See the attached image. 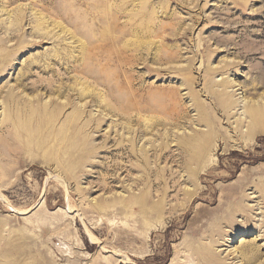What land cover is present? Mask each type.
<instances>
[{
    "label": "rangeland",
    "instance_id": "rangeland-1",
    "mask_svg": "<svg viewBox=\"0 0 264 264\" xmlns=\"http://www.w3.org/2000/svg\"><path fill=\"white\" fill-rule=\"evenodd\" d=\"M260 97L264 0H0V264H261Z\"/></svg>",
    "mask_w": 264,
    "mask_h": 264
},
{
    "label": "bare ground",
    "instance_id": "bare-ground-1",
    "mask_svg": "<svg viewBox=\"0 0 264 264\" xmlns=\"http://www.w3.org/2000/svg\"><path fill=\"white\" fill-rule=\"evenodd\" d=\"M243 93L246 95V93H249V91L244 90V91H242V94ZM209 94L213 95L217 99L221 98V100H220V105H221L220 112L228 120L230 117V111L234 110L236 107H238V104H239L238 100H236V99L233 100L231 98V96L228 95V93L226 92V87L223 88L222 92L212 91ZM241 101H245V98H243V100H241ZM244 104L245 105L242 108L243 109V111H242L243 117L239 116V118L236 120V128H235V130L241 129V127L245 126L247 123V126H246L247 130L246 131L249 134L248 141L244 142L240 146H237V148H241V149L251 146V142H253V137L255 135V132H252V133L250 132V131H252L251 127H253L254 124L264 120V98L263 97H260L259 99H257V101H249V102H245ZM54 112H55V110H54ZM212 138L213 137L210 136V134H207V135L200 134L199 135L198 133H195L190 138H186L185 141L182 142L183 146L185 147L182 150V156L184 155V157L187 158V156L192 155V156H190V158H193V159L197 158L201 162H204L206 159V155L210 151L214 150V148H212V145H211ZM223 140L226 142L227 138H224ZM254 140H255V138H254ZM216 147H217V145L215 146V148ZM229 149H231V148H229ZM224 150H226V148H224ZM212 162H214V160H212ZM261 196H262L261 197L262 200L264 201V194H262ZM251 210H252V208H249L248 206L244 207V208H240V211H241L240 213L242 214V216L245 217V221H246L244 225H246L247 228L252 227L248 218H247L248 216L246 215ZM236 213H238V212L236 211L230 217L228 216L229 218L227 220L225 219L226 221L223 220L224 226L229 227L231 229H234V227H237V222L234 219V216ZM262 223H264V221H262ZM147 226H148V231L150 233L155 232V231H159V230H161L162 232H165L166 229L168 228L166 222H162L160 224H155V225L152 223H149ZM191 233L194 234L195 231H192ZM223 234H224V232L222 230H218V231L214 232V236H217L218 238H222ZM237 249L239 250L238 252H239L240 256L243 258V260L246 258L251 259V260H255L253 257L256 255V252H255V249L253 247L250 248L249 246L248 247L244 246V247L237 248ZM193 255H194L193 260L196 261V264H215V262L217 260L216 255H214L213 252L209 251L207 248H204V247L200 248L199 251H197V250L193 251ZM261 264H264V262H262Z\"/></svg>",
    "mask_w": 264,
    "mask_h": 264
}]
</instances>
